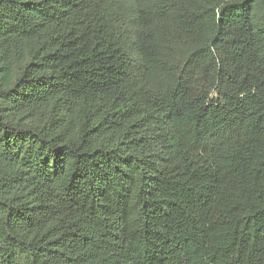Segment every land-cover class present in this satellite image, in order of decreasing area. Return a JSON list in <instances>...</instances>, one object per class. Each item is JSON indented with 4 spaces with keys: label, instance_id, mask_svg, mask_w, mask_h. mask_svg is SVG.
<instances>
[{
    "label": "trees",
    "instance_id": "1",
    "mask_svg": "<svg viewBox=\"0 0 264 264\" xmlns=\"http://www.w3.org/2000/svg\"><path fill=\"white\" fill-rule=\"evenodd\" d=\"M0 264H264V0H0Z\"/></svg>",
    "mask_w": 264,
    "mask_h": 264
}]
</instances>
